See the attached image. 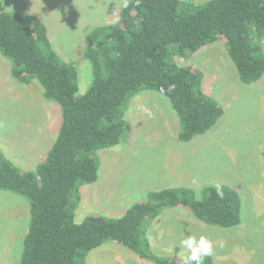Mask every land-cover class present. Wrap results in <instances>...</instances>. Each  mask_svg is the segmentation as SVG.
<instances>
[{"label":"trees","instance_id":"1","mask_svg":"<svg viewBox=\"0 0 264 264\" xmlns=\"http://www.w3.org/2000/svg\"><path fill=\"white\" fill-rule=\"evenodd\" d=\"M222 36L244 83L264 73V0H128L119 19L85 36L84 57L92 81L78 95V73L53 49L45 24L18 11L0 12V53L21 83L36 79L46 99L61 108L58 135L44 161L22 171L0 151V189L25 197L30 218L19 264H84L89 251L115 241L154 264H183L150 252L146 221L165 207L183 206L210 226L241 221V199L227 185L168 187L147 193L119 218L89 215L76 223L79 183L97 179L96 150L120 141L127 101L141 90L166 96L180 122L178 138L188 141L211 129L222 107L201 89L202 74L171 60L187 57ZM223 193L221 196L220 193ZM204 264H213L211 256Z\"/></svg>","mask_w":264,"mask_h":264},{"label":"rangeland","instance_id":"2","mask_svg":"<svg viewBox=\"0 0 264 264\" xmlns=\"http://www.w3.org/2000/svg\"><path fill=\"white\" fill-rule=\"evenodd\" d=\"M128 0H0V12L38 17L59 57L77 69L78 95L92 81L84 57L85 36L96 26L119 19ZM202 4L208 0H191ZM264 54V37L260 41ZM173 45L171 60L202 74L201 89L223 109L215 125L188 141L178 138L180 122L161 93L141 90L126 103L120 141L96 150L97 179L79 183L74 221L98 215L119 218L149 191L227 185L241 199V221L231 227L210 226L183 206L165 207L146 221L150 252L182 260L180 241L187 235L214 242L213 264H264V73L255 82L238 77L222 36L180 57ZM61 123V108L46 99L36 79L21 83L11 62L0 53V151L22 171L46 158ZM30 218L29 201L0 189V264H19ZM168 249L176 254L169 255ZM84 264H154L126 246L108 241L92 249Z\"/></svg>","mask_w":264,"mask_h":264},{"label":"clouds","instance_id":"3","mask_svg":"<svg viewBox=\"0 0 264 264\" xmlns=\"http://www.w3.org/2000/svg\"><path fill=\"white\" fill-rule=\"evenodd\" d=\"M222 196L223 193L221 192ZM199 198V193L197 194ZM181 252L179 255L183 260V264H204L206 257L212 256L215 252L214 242L204 235L199 237L195 235H187L181 241ZM169 255L176 254L173 249H168Z\"/></svg>","mask_w":264,"mask_h":264}]
</instances>
